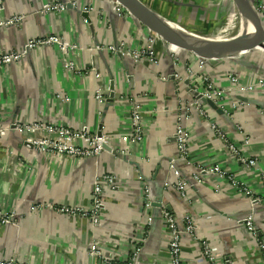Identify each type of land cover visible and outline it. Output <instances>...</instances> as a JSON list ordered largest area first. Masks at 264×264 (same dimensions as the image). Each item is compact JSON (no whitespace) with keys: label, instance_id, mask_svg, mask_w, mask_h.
Wrapping results in <instances>:
<instances>
[{"label":"crops","instance_id":"1","mask_svg":"<svg viewBox=\"0 0 264 264\" xmlns=\"http://www.w3.org/2000/svg\"><path fill=\"white\" fill-rule=\"evenodd\" d=\"M51 1L6 0L0 13L3 18L13 14L26 17L18 25L0 27V53L20 50L30 38L49 34L61 35L72 45L68 55L58 45L44 46L22 61L0 68L4 122L46 120L75 130L86 127L91 133L103 124L106 133L116 137L130 131L131 112L138 105L145 139L126 145L116 142L117 147L126 148V158L103 153L87 160L43 155L14 131L1 139L0 208L17 213L18 223L0 225V260L12 257L23 264H133V249L139 245L142 252L137 264L168 263V237L161 226L151 234L135 166L156 184L167 177V157L175 154L170 135L177 116L190 134L192 164L221 165L264 197L260 172L249 171L237 161L212 127L214 123L224 130L230 142L247 157L257 158L264 171V90L245 94L250 100L240 101L238 109L226 102L220 105L223 115L210 110V116L205 117L196 109L177 111L179 103L191 102L193 95L184 83L170 79L176 72L183 76L186 68L199 74L207 71L230 94L236 87L227 79L228 74L237 72L245 84L264 76V51L245 56L247 66L219 59L211 61L207 69L193 54L159 40L157 64L145 59L135 65L133 59L105 50L98 57L101 76L97 77L89 70L92 54L88 45L107 46L123 39L128 47L140 48L150 31L138 20L117 15L112 0H65L75 6L62 13H39ZM143 1L185 29L205 35L219 33L224 17L235 10L231 0ZM238 22L242 25L240 19ZM98 88H109L110 94H115L105 114V105L100 107L95 98ZM228 99L234 98L231 95ZM246 139L250 141L246 143ZM98 173H113L120 184L116 192L106 189L107 207L98 227L88 218L59 215L48 208L31 210L40 202L88 209ZM165 201L180 221L186 215L196 220L199 243L185 242L184 264H212L203 254L204 241L212 245L216 264H228L229 259L233 264H264L254 239L239 221L250 212V200L237 193L226 178L208 177L207 182L190 187L185 200L171 189ZM254 214L264 241V199ZM95 244L103 251L102 256L91 255Z\"/></svg>","mask_w":264,"mask_h":264},{"label":"built area","instance_id":"2","mask_svg":"<svg viewBox=\"0 0 264 264\" xmlns=\"http://www.w3.org/2000/svg\"><path fill=\"white\" fill-rule=\"evenodd\" d=\"M114 4V10L117 15L128 18L129 20H137L134 16L117 0H112ZM255 10L260 16L264 17V0H250ZM6 0H0V13L5 8ZM73 5L69 1L65 0H52L39 13H62L69 9L68 5ZM86 11H89L86 9ZM232 16L239 21V16L234 10ZM23 14H13L6 18L0 17V27H9L20 24L24 19ZM146 27V26H145ZM149 35L146 38V44L140 48H130L126 42L121 39L117 43H111L104 46L99 43L95 45H88L91 57V69L97 77L101 76L100 65L98 57L102 55L103 51L114 52L119 57H127L133 59V63L138 65L145 59L150 60L151 63H158L157 43L162 40L161 37L154 31L148 28ZM168 47L171 45L167 42ZM58 45L62 52L68 55L69 49L72 47L65 38L58 34L43 35L35 38H30L26 41L22 49L15 51H5L0 53V68L9 64L18 63L31 54L34 50L44 47ZM173 55V54H172ZM175 56V55H174ZM173 56V57H174ZM194 56V55H193ZM200 65L207 68L210 67L211 61L203 60L194 56ZM177 65L179 63L177 62ZM209 69V68H207ZM181 73V72H180ZM178 72L173 73V80L176 84L184 83L188 92L192 94L193 91H197L203 97L209 98L215 101L219 106L226 102L230 103L234 109L240 107V103L244 102L239 97H244L245 94L254 93L259 90H264V76L258 77L257 80L249 82L247 84L241 82L240 75L237 72L228 74L227 79L236 88L235 90L227 94V91L220 88L215 80L209 75L207 71L203 74L195 73L189 68H186V73L180 74ZM166 78V77H165ZM186 80L188 83H186ZM110 89L98 88L96 91V101L100 107H103L109 98ZM233 96L234 99H228L229 96ZM242 101V102H240ZM220 106V107H221ZM179 109L177 111L187 112L190 109L198 110L199 113L205 117H209L210 109L204 106L199 98L193 99L191 102H180ZM179 115V114H178ZM217 136L221 138L227 145L230 152L234 155L235 159L239 161L247 170H255L260 172V182L264 184V171L261 169L257 158H250L241 152V148L237 147L234 143L230 142L227 134L224 130L219 129L216 124H212ZM17 132L22 138L25 144L31 147L32 150L38 151L46 156H67L78 160H87L91 158H99L103 153H109V155L115 156V151L125 155L126 148H119L116 142L121 144H128L129 142L143 143L145 139L144 119L141 108L136 105L131 112L130 116V131L126 134H121L116 137H112L107 134L104 127L101 129L99 135V127L96 133H91L86 127L82 130H75L71 126L62 123H52L46 120L37 121H14L12 123H5L2 117V109L0 106V140L6 137L10 132ZM170 141L175 145V154L169 155L167 158L168 174L164 181L165 189H176L182 200L189 198V189L194 185L207 182L208 177L218 175L226 178L231 187L239 194L245 196L250 200L251 210L239 221L242 222L245 228L249 231L252 239L255 241L256 251L264 259V241L260 237L259 228L255 223V210L259 204L263 202L264 197L259 194L257 189L243 179L235 176L234 174L223 169L221 165H214L210 167L196 166L190 161V134L187 128L180 123V117L177 116V122L174 132L170 135ZM246 143L250 140L246 139ZM107 145L110 150L106 149ZM136 160V159H135ZM137 161V160H136ZM138 170V180L141 183V196L143 206L148 213L147 220L149 227L152 225L151 210L153 208V196L150 184L143 176V171L140 166H135ZM185 168L187 171H184ZM120 184L117 181V177L113 173H98L95 177L94 187L92 189V201L90 207H76L66 204H53L50 202H40L37 205H33L31 210H39L48 208L55 211L59 215H66L76 218H88L93 226L98 227L101 224L102 217L107 207L105 198V191L116 192L119 190ZM162 222L161 230L165 236L168 237V251L169 260L166 264H184V245L186 241H193L199 243V237L197 232L196 220L191 215H186L183 220H179L177 216L169 210L163 203L162 208ZM18 214L15 212H8L3 208H0V225L5 224H17ZM146 239L143 238V243ZM142 243V244H143ZM202 251L207 260L216 264L217 255L213 250V247L208 242H202ZM142 252V246L136 245L132 253V263L136 264ZM91 255L102 256L103 251L99 245L95 244L91 247ZM228 264H233L229 259ZM0 264H23L17 261L15 258L9 257L0 260Z\"/></svg>","mask_w":264,"mask_h":264},{"label":"water","instance_id":"3","mask_svg":"<svg viewBox=\"0 0 264 264\" xmlns=\"http://www.w3.org/2000/svg\"><path fill=\"white\" fill-rule=\"evenodd\" d=\"M117 1L139 22L156 32L161 37L162 41L181 48L200 59L209 62L219 59H229L243 66H247L248 60L244 58L245 56L257 51H264V17L257 13L250 0H231L239 19L243 25H246L250 32L245 30V32H241L237 36L230 38H218L216 36H208L203 33L185 29L143 0ZM71 6V4L68 5L69 8H71ZM173 78V76L170 77L171 80ZM186 83H188L187 80ZM111 90H114L113 85L111 86ZM192 95L195 98H199L201 103L214 113L220 115L224 114V110H222L214 100L203 97V95L197 91H193ZM114 96V92L110 94V98H108L102 114H105L106 108L112 104ZM239 98L246 102L250 100L243 96ZM185 102L187 103V100H185ZM102 127L103 124L99 126V135L102 132ZM105 147L110 150L107 145H105ZM114 153L115 156L126 158V156L120 152L115 151ZM135 165L137 164L135 163ZM145 179L150 184L153 196L151 234H154L159 226H161L163 203L171 210V207L165 201V197L170 193L171 188L165 189V179H163L160 184L154 183L151 178L145 177Z\"/></svg>","mask_w":264,"mask_h":264},{"label":"rangeland","instance_id":"4","mask_svg":"<svg viewBox=\"0 0 264 264\" xmlns=\"http://www.w3.org/2000/svg\"><path fill=\"white\" fill-rule=\"evenodd\" d=\"M231 15H232V13H231ZM231 15L224 17L225 20L227 19V17H229L230 19L228 18L229 19L228 21L223 20L224 24L218 30H219V33H223L224 35L234 37V36H237L241 32L240 30H241L242 25H241V23L238 22V20L235 17H233ZM237 22H238V24H237ZM214 36H216V35H214Z\"/></svg>","mask_w":264,"mask_h":264},{"label":"bare ground","instance_id":"5","mask_svg":"<svg viewBox=\"0 0 264 264\" xmlns=\"http://www.w3.org/2000/svg\"><path fill=\"white\" fill-rule=\"evenodd\" d=\"M245 30H247V31H249L250 32V30L246 27V25L244 24H242V27H241V32H245ZM240 32V33H241ZM209 34V33H208ZM217 34V35H216ZM211 33L210 35H208V36H214V35H216V37H218V38H230V36H228V35H224L223 33Z\"/></svg>","mask_w":264,"mask_h":264},{"label":"trees","instance_id":"6","mask_svg":"<svg viewBox=\"0 0 264 264\" xmlns=\"http://www.w3.org/2000/svg\"><path fill=\"white\" fill-rule=\"evenodd\" d=\"M184 51V50H183Z\"/></svg>","mask_w":264,"mask_h":264}]
</instances>
